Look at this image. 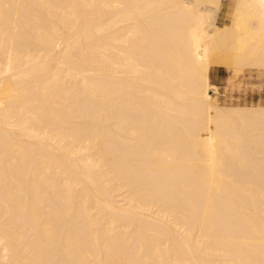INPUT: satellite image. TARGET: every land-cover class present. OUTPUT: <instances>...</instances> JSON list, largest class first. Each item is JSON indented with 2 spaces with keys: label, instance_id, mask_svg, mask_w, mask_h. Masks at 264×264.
<instances>
[{
  "label": "bare ground",
  "instance_id": "bare-ground-1",
  "mask_svg": "<svg viewBox=\"0 0 264 264\" xmlns=\"http://www.w3.org/2000/svg\"><path fill=\"white\" fill-rule=\"evenodd\" d=\"M223 5L0 0V264H264V102L211 83L264 0Z\"/></svg>",
  "mask_w": 264,
  "mask_h": 264
},
{
  "label": "rangeland",
  "instance_id": "rangeland-1",
  "mask_svg": "<svg viewBox=\"0 0 264 264\" xmlns=\"http://www.w3.org/2000/svg\"><path fill=\"white\" fill-rule=\"evenodd\" d=\"M233 2L234 0H224L221 16H229ZM211 83L219 87V95H213V92L211 95L217 97L222 106L264 102V72L245 70L238 77H234L225 68H214L211 71Z\"/></svg>",
  "mask_w": 264,
  "mask_h": 264
}]
</instances>
